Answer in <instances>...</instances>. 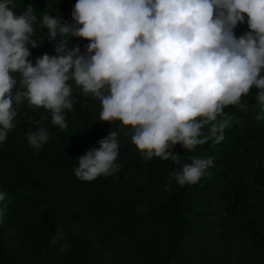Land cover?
<instances>
[{"label": "trees", "instance_id": "trees-1", "mask_svg": "<svg viewBox=\"0 0 264 264\" xmlns=\"http://www.w3.org/2000/svg\"><path fill=\"white\" fill-rule=\"evenodd\" d=\"M76 2L14 0V12L32 6L34 38L40 39L47 33L43 15L73 24ZM236 29L237 37L248 31L246 23ZM68 39L82 52L90 43ZM53 42L43 39L40 47ZM258 91L253 87L241 97L246 109H224L236 122L220 144L209 139L191 152L175 145L180 164L145 161L130 130L119 121L99 120L101 102L95 96L72 92L64 130L51 123L50 110L27 101L14 104L16 126L0 144V191L8 194L6 207L0 204V264H264V121L255 119ZM35 121L50 133L39 151L25 134L40 126ZM110 131L118 132V170L79 180L78 157L99 147ZM194 156L211 157L214 165L196 184H170V174ZM57 230L69 245L63 254L50 243Z\"/></svg>", "mask_w": 264, "mask_h": 264}, {"label": "clouds", "instance_id": "clouds-1", "mask_svg": "<svg viewBox=\"0 0 264 264\" xmlns=\"http://www.w3.org/2000/svg\"><path fill=\"white\" fill-rule=\"evenodd\" d=\"M15 8L14 0H0V144L16 126L13 105L22 101L50 110L51 123L66 129L65 110L73 109L70 80L100 100L99 120L119 121L130 130L145 161L180 164L175 145L191 152L209 139L223 142L231 126L224 109L240 105L253 87L259 90L255 119L264 121V0H77L73 24L43 15L47 33L40 39L34 38L32 6L20 15ZM241 23L248 31L237 37ZM58 36L63 39L55 55L29 59V45L37 48ZM69 37L90 43L82 52ZM34 123L40 126L25 134L39 151L50 133ZM119 143L118 132L110 131L99 147L78 157L74 175L90 182L116 172ZM213 165L211 157L194 156L170 174L169 183L196 184ZM7 199L0 191V204L6 207ZM50 243L61 254L69 247L62 230Z\"/></svg>", "mask_w": 264, "mask_h": 264}, {"label": "rangeland", "instance_id": "rangeland-1", "mask_svg": "<svg viewBox=\"0 0 264 264\" xmlns=\"http://www.w3.org/2000/svg\"><path fill=\"white\" fill-rule=\"evenodd\" d=\"M234 31L236 33L238 30L236 29ZM56 43H57V41H54L49 48H41L40 46L37 47V48H31V46L29 45L30 52H31L30 59L34 63L35 62V59L37 57L42 56L43 54L55 55L56 53L54 52V48L56 46ZM16 77H17L18 80L20 79V76L19 75L18 76L16 75ZM69 83L71 85L72 92H74L76 94H83V92L81 91V89L78 86H76L73 81L70 80ZM83 95H85V94H83ZM86 96L93 97V95L91 93L87 94ZM259 111H260V108L258 107V113H259ZM235 122H236L235 119L231 118V126H230V128L232 127L233 124H235Z\"/></svg>", "mask_w": 264, "mask_h": 264}]
</instances>
